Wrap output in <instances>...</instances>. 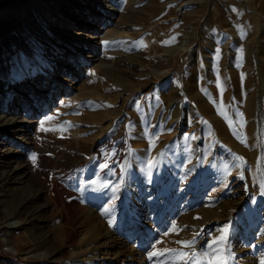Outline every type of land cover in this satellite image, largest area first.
Instances as JSON below:
<instances>
[{
  "label": "rangeland",
  "instance_id": "rangeland-1",
  "mask_svg": "<svg viewBox=\"0 0 264 264\" xmlns=\"http://www.w3.org/2000/svg\"><path fill=\"white\" fill-rule=\"evenodd\" d=\"M46 1L21 0L0 20V49L10 54L13 63L40 59L45 64L56 58L57 53L48 49L28 58L31 31L43 28L46 38L57 31L62 36L54 43L62 58L43 73L22 69L26 77L13 90L37 93L43 101L37 110L52 117L59 103L74 98L81 89L86 97L69 113L72 122L46 125L49 137L64 138L69 146L75 140V151L68 148L65 155L84 157L97 133L121 131L122 171L116 173L108 163L112 157L106 155L102 160L106 175L88 198L73 207L69 200L74 193L63 186L45 189L40 203L50 208L41 225L31 209L19 208L21 201L39 193L40 181L48 179L52 166L54 154L36 151L46 142L35 133L41 124L33 121L40 119L29 118L31 135L17 132L19 126L12 132L0 131V205H6L0 206V247L14 248L0 252L5 264H183L165 250L211 253L209 245L225 226L227 264H260L264 259V243H260L264 242V0H170L173 4L146 0L144 5L150 9L145 18L154 24L133 18L128 39L114 46L104 70L93 77L87 73L94 54L90 44L87 51L77 52L76 42L63 39L74 34L64 36L65 28L52 31L51 26H39V7ZM130 2L136 6V0ZM54 3L79 23L74 29L85 30L82 39L94 26L98 37L112 30L116 25L115 19L108 18L112 11L123 22L119 20L123 0ZM160 5L163 9L153 11ZM164 73L170 77L155 86L150 83ZM136 89L134 97L131 93ZM27 104L23 96L0 97V115L11 117L10 111ZM7 149L13 155L6 156ZM89 180L97 181L95 176ZM9 218L32 225L11 230ZM209 218L215 221L200 225ZM64 222L81 231L70 245L65 243ZM173 224L176 228L169 232ZM194 238L189 248L177 243ZM104 242L109 249L100 253L96 246ZM61 247L63 254L58 253ZM41 250L45 257L39 255ZM154 250L165 254L149 259Z\"/></svg>",
  "mask_w": 264,
  "mask_h": 264
},
{
  "label": "bare ground",
  "instance_id": "bare-ground-1",
  "mask_svg": "<svg viewBox=\"0 0 264 264\" xmlns=\"http://www.w3.org/2000/svg\"><path fill=\"white\" fill-rule=\"evenodd\" d=\"M20 1L21 0H11V1L2 0L0 4V20H2L11 11H13L14 7ZM111 1H113L114 3L116 0H111ZM145 1L146 0H136V2H134V4L136 5L134 6L135 7L134 8L133 3H131L130 0H123V9L121 10L122 15L120 16V19H119L120 21H123V22L119 23L118 19H116L114 16L115 14L114 11H112V13L109 14L108 18L115 19L116 25L112 30H107V32L101 37L96 36L97 28L94 26L92 27L91 30H89L90 32H88L87 35L83 36V38L85 39L80 38V36L83 35L82 33L85 32V30H82L81 28L74 29L73 25L78 26L79 23L77 21L70 20L66 15H64V13H61L56 8L57 3H54V0H47L46 2H42L44 4L41 5V7H39V14H38V18L36 21L39 23V26L41 25L51 26L52 31H57L59 29L65 28L66 29L65 32L61 30L64 36L66 34L69 35V33L74 34V36H69V38L71 37L72 39H67V38H63V39H65L68 42H76L75 46L77 48L76 49L77 52H81L83 50L87 51V49L91 47L90 52L94 54H92L93 57H92V62L90 66L89 65L87 66L88 67L87 73L90 74L91 77H93L92 75H95L96 73L104 70V68L106 67V64H108L107 62H105L106 56L107 57L109 56L114 46L120 43L121 39L123 40L128 39V35L130 36V30H132L131 27L133 26V24L131 23L133 18H135L140 23H143L144 20H147L148 21L147 24H151V25L154 24L152 23L151 20H148L147 18H145L147 16L146 14V12L148 11L147 9H150V8H147L149 4L144 5ZM120 2L121 0H119V3ZM170 2L172 3V1ZM174 2L176 3V0ZM161 9H163L162 5H160L158 9H155L153 11H158ZM93 10L95 11L96 9H93ZM172 16H175L174 12H172ZM161 18L162 17H160L159 19ZM174 18L173 20L176 21L175 20L176 18L175 19ZM83 26L84 24L81 25V27ZM43 31H44L43 28L39 31H31L32 37L27 38V42L30 39L31 41H34V42L30 41L28 43L29 45L28 58L34 59L35 53H38L41 50L48 49L49 51L47 52L49 53H52V54L57 53L56 58L51 63L46 62L44 64L42 60L40 59L32 64H29L27 62L19 63V64L13 63L12 57L10 56V54L5 52L4 49H0V97L4 99V97H7V96L9 98H18L20 96L21 97L23 96L26 98L27 101H29V104H27L25 107L24 106L18 107L14 111H10L13 114V116L11 117H9L8 115L6 116L5 114L0 115V131H2L3 133L12 132L16 130L14 129L16 126H19L22 129L20 130L18 129L17 132L22 133L23 136L31 135L30 129L28 128H30L29 125L32 122L29 121V118H31L32 116L37 117L38 119H40V121L36 120V121H33V123H38L39 125L40 124L41 125L39 128L36 129L35 133L37 134V136H40L42 139H45L46 142L42 143L40 148H37L36 151L39 150V151H44L47 154H54L52 166L50 168V171L47 172L46 174L48 176V179L40 181L42 183V188H40L39 193L35 194L34 196L28 199H25L24 201H21L19 204L20 205L19 208L21 210L31 209L35 213V216H37V219L39 220L40 224L42 223L41 225L45 223L42 220L43 214L47 211L48 208H50L49 205L40 203V199L43 198V195L45 194V189L53 190L57 187L60 188L63 186L66 190H68L72 194L74 193L73 195H75L73 200L72 198L69 200V206L70 207L76 206L77 203L80 202L81 199L88 198L89 195H91V191H92L91 189L95 187V185L91 183L92 181H90L89 178L95 176V179L99 181L101 177H104L106 175L107 167L106 168L101 167V165H103L102 160L106 155H109L112 157V159H110L108 163H111L112 167L114 168V171L116 173L117 172L119 173L121 169L120 158L125 149L124 135L121 131H118L117 133H115V135H107L105 131H102V133L100 134L97 133V137H95V139L92 141L89 151L84 157H80L79 155L67 157L65 155L64 150L68 148H71V150H74V147L76 146L77 142L74 140L71 143V146H69L68 143H66V140L64 138H61L59 141L54 140L51 137H49L50 135V133L48 132L49 129L47 130L45 126L47 125L50 127V125L52 126L58 125L59 127L62 124L71 123L72 119L69 113L76 111L81 99L83 97H86V95H82V90L78 88L77 89L78 92L76 93V96H74V98L67 99V101L62 104L59 103L60 105V107H58L59 110L58 108L55 109V110H58L56 111L57 113H55L51 117V119L48 118L47 120L45 119L47 118L46 116H48V113H44L43 110H37L40 104L43 102L42 100H39V96L37 93L34 94L33 92V94H27V92H24V91L16 92L13 90L15 87L17 88L22 82V80L26 77L23 74H21L22 69H25V68L27 69V67H30L33 69V74L43 73L44 70H48L52 68L51 66L56 64L58 60L62 58V54L57 52L58 49H56L54 45V43L57 42L59 37H62V36H59V32L57 31L56 34H54V36L52 35L51 37L46 38L43 36V33H42ZM138 34L143 35L142 31H138ZM95 38L98 39L97 42H93ZM104 41H107L108 43L105 44L103 43ZM0 42H1V38H0ZM88 44H90V46L86 47L88 46ZM119 45L121 44H118L117 46L119 47ZM94 49L96 50V52H93L95 51ZM69 64L70 63H67L65 66ZM5 73L9 74L10 78H8L7 76V79H6V76L4 75ZM168 75L169 73H164L163 75H160L159 80H156L153 82L150 81V83L153 84V86H155V83L159 81V84H160L164 78L168 77ZM138 91L139 89L134 90L133 93H131V95L136 94ZM89 97L91 100L95 99V97L93 96H89ZM23 109L26 110L27 112L22 114L20 110H23ZM32 110L33 111L36 110V112H33ZM19 113H21L22 116L20 115L16 117V115H18ZM41 120H45V121L41 122ZM42 124H43V128H42ZM52 126L51 128H53ZM104 137H106L107 139L104 140L103 139ZM28 148L30 149V151L32 150L30 146H28L27 149ZM54 148H56L55 149L56 151L53 150ZM5 152H6L5 153L6 156L13 155V151L11 149H7ZM27 169L28 168H25L26 171ZM15 170L17 171V169ZM69 182H75L77 183V185L75 187H70L68 185ZM19 183L20 184L24 183L23 177L19 180ZM93 190H96V188ZM0 197H3V196L0 194ZM1 202H4V201H1ZM0 206L6 207V205L4 204H1ZM12 219L9 218L7 220L8 229H11V230H15L20 227L23 228L24 226L29 224L23 221L21 222L20 220H12ZM210 221L214 222L215 219H210V218L206 219L204 220V222L200 223V225H203V223H207ZM37 227H39L38 224H37ZM62 231L64 233V239L67 245L75 243L78 238L79 233H81L80 230L77 231L76 229L73 228V226L69 225L68 222L67 223L64 222ZM102 237L106 238V240L110 239V236L108 234H107V237H105V234L102 235ZM260 243H264V242H260ZM84 245L89 246V243L84 244ZM256 245H257V242H256ZM262 246H264V244ZM63 248L64 247H61L60 249H58V253L63 254L65 252ZM7 249L13 251L14 248L12 246H9L6 248L0 247V252L7 250ZM78 249H79V246H78ZM96 249H98V252L102 253L105 250H108L109 246L107 245L106 242H104L101 245L96 246ZM83 251H81L80 253H83ZM53 254L54 253L52 252L50 257H52ZM39 255L45 257V252L41 250Z\"/></svg>",
  "mask_w": 264,
  "mask_h": 264
},
{
  "label": "snow or ice",
  "instance_id": "snow-or-ice-1",
  "mask_svg": "<svg viewBox=\"0 0 264 264\" xmlns=\"http://www.w3.org/2000/svg\"><path fill=\"white\" fill-rule=\"evenodd\" d=\"M103 43L107 44V41H104ZM51 119V117H49ZM43 128V124H42ZM150 141V146H151ZM31 159L33 163L36 161V155L35 153L32 154ZM242 160L243 158H239ZM102 168H106L107 164L101 165ZM92 184H97L98 181L93 180L91 182ZM100 187H107V184H101ZM198 218V217H197ZM176 228L175 224L172 225V228L169 229V232L174 231ZM167 235L168 233H164ZM228 239V226H225V228L221 229V235L212 242L211 245H209V248H212V252H202L197 253L195 250L191 252L186 251H177V250H165L166 252H172L177 260L183 261V264H227L228 257L225 255L227 248L225 247V242ZM156 243H161V241H156ZM177 243L181 244L184 248H189L195 243V238L192 241H177ZM219 244L220 247L216 248L213 247L214 245ZM153 249H155V244H153ZM164 252H158L156 250L149 252L148 256L149 259H151L153 256H160L164 255ZM260 264H264V259L260 261Z\"/></svg>",
  "mask_w": 264,
  "mask_h": 264
},
{
  "label": "trees",
  "instance_id": "trees-1",
  "mask_svg": "<svg viewBox=\"0 0 264 264\" xmlns=\"http://www.w3.org/2000/svg\"><path fill=\"white\" fill-rule=\"evenodd\" d=\"M6 259H7V258H6ZM0 262H2V263H4V264L6 263V260L3 259V256H2V255L0 256ZM2 263H1V264H2ZM7 264H17V262H14V263H13V262L10 261V262H8Z\"/></svg>",
  "mask_w": 264,
  "mask_h": 264
},
{
  "label": "built area",
  "instance_id": "built-area-1",
  "mask_svg": "<svg viewBox=\"0 0 264 264\" xmlns=\"http://www.w3.org/2000/svg\"><path fill=\"white\" fill-rule=\"evenodd\" d=\"M9 1H11V0H9ZM1 2H2V0H0V4H1Z\"/></svg>",
  "mask_w": 264,
  "mask_h": 264
}]
</instances>
